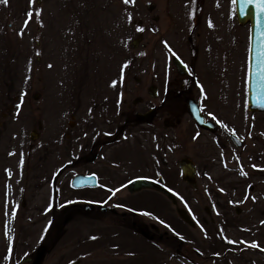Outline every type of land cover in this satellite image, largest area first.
I'll return each mask as SVG.
<instances>
[{"label": "rangeland", "instance_id": "obj_1", "mask_svg": "<svg viewBox=\"0 0 264 264\" xmlns=\"http://www.w3.org/2000/svg\"><path fill=\"white\" fill-rule=\"evenodd\" d=\"M197 8L216 18L227 14L228 20L226 40L215 35L220 38L211 44L208 60L198 63L201 80L194 86L244 145L234 146L227 136L216 141L180 113L170 118L180 124L166 139V158H148V150L159 155L160 141L135 135L132 147L149 149L143 152L147 158H132L134 173L121 175L107 160L101 167L84 163L92 155L84 154L83 140H106L114 121V128L122 126L123 114L114 119L115 111L103 109L116 106V92L124 91L131 101L164 74L171 84L182 83L184 76L170 59L175 51L147 47L165 32L162 27L180 35L178 47L192 77L200 52L195 63L186 43V18ZM155 17L161 18L155 22ZM174 17L184 18L176 28L169 22ZM135 40H140L137 49ZM249 49L250 24L238 23L232 0L0 3V264L35 258L41 247L46 254L40 264H264V113L248 110ZM175 140L178 148L172 152ZM185 159L196 165L194 185L183 179ZM159 164L164 171L155 170ZM100 168L105 179H118L111 187L140 175L159 180L158 172L163 184L179 189L181 201L171 206L151 192L130 196L124 187L117 197L71 188L72 177ZM107 196L109 208L117 202L132 208L116 215L82 208L98 203L84 198ZM177 208H185L196 226L180 219Z\"/></svg>", "mask_w": 264, "mask_h": 264}, {"label": "flooded vegetation", "instance_id": "obj_2", "mask_svg": "<svg viewBox=\"0 0 264 264\" xmlns=\"http://www.w3.org/2000/svg\"><path fill=\"white\" fill-rule=\"evenodd\" d=\"M200 6V5H199ZM161 17H155L153 20L155 22H158ZM217 19V21H216ZM184 18L180 17H174L169 22H172V26L175 27L178 23L183 21ZM226 20H228V15L220 16L217 15V18L213 15H205L204 12L199 11L198 8L192 13L189 12V16L186 18L187 23V45L190 50L189 57L193 59V61L196 63L198 60V53L200 52L199 60L196 63L195 67H191L192 77H189L190 69H189V61L185 59L183 56V50L178 47L181 38L180 35L177 33L176 29H173L172 27L165 26L162 27L165 32L160 33L159 36V30L155 31L158 34L157 38L155 40H148L147 47L150 49L156 48L160 49L163 47L164 49L167 47L173 49L175 51V54L170 57V59L173 62L174 67L176 68L177 72L184 76L182 83H173L169 76L166 74L159 76L157 78H152L149 85L146 86L145 90L142 92L141 95H138L131 101L125 100L124 98V91H118V95L115 97V105L113 106L109 104V107L103 108L105 112H108L109 114L112 113V111H115L116 115L114 116V119H118L117 116L122 115V126L118 130L116 124L118 125L117 121H114L113 125L109 127L108 134L105 135V139L103 141L97 142V140H92V143L90 140H83V145H85L84 148V154L88 152V154L92 155V158H89L84 163H88L90 165L96 164V166L102 165L103 160H107L110 165H112V169L118 171L122 174L129 175L130 173H134L135 171L130 166L132 162V158H166L164 151L166 139H171V132L170 130H174L177 126H179L180 121L176 120L175 122L172 121L170 118L171 116L180 115L183 113H186L189 117L191 122L199 128L200 131H208L213 136H216V141L221 140V138L227 136V138L231 141V143L236 147H242L244 145V141L242 140L240 134L233 129L226 130L225 126H229L227 123H225V120H227L224 117H217V115L212 111V107H210L209 104H207L208 96L204 97L200 95V90L196 88L195 83L197 80L200 79V71H198V63L204 62L208 60L209 53H210V46L212 43H214V40L217 41L220 37L216 38V34H221L222 40L225 39L226 35ZM238 21V18H237ZM211 23V27L209 24ZM239 23V21H238ZM240 24V23H239ZM241 25V24H240ZM171 30H174L176 32L172 33ZM201 31V32H199ZM164 35V36H162ZM205 37L206 40H205ZM228 38V37H227ZM200 44V45H199ZM226 44V43H225ZM197 45L199 46L197 48ZM199 51V52H198ZM167 52V50H166ZM160 58L157 60L158 62L161 61ZM181 61L185 68H181L184 74H181L180 70L176 66L175 61ZM186 79V80H185ZM198 80V81H199ZM138 84L142 83L141 80L136 81ZM175 85V88H173ZM196 90L197 93L195 92ZM119 98L121 99L119 101ZM190 102L194 103L200 114L204 117V120L209 125H206L205 127L199 125L195 119L192 116L191 113V107ZM121 106H120V105ZM105 106V105H104ZM103 106V107H104ZM120 106V107H119ZM124 107V108H123ZM123 111V112H122ZM253 113V112H251ZM118 114V115H117ZM117 117V118H116ZM107 124V123H106ZM105 124V125H106ZM229 131V132H228ZM203 132V131H202ZM35 133V132H34ZM38 136V134L36 133ZM151 136L155 139H158L160 141L159 144V155H150L148 151L149 147L145 149L143 145L140 146V148H143L144 150L139 149V147H132L133 141H135L134 136ZM37 139V138H36ZM34 139V140H36ZM176 139V138H175ZM178 140V139H176ZM175 142V149H172V152L178 148L177 144L178 141ZM136 141H138V138H136ZM140 142V141H139ZM142 144V142H140ZM139 146V145H138ZM167 146V145H166ZM137 148V149H135ZM148 150V151H147ZM148 156L143 154V152H146ZM112 152V153H111ZM108 153V155H107ZM100 165V167H101ZM150 165V164H145ZM195 165V164H194ZM121 167V169H119ZM196 167V165H195ZM161 168L160 164L157 168H155L156 171H159ZM63 171V170H61ZM155 171V172H156ZM164 171V170H163ZM182 172V169H181ZM159 176V180L153 179L149 176H135L132 178H129L128 180L124 181L123 183L119 185H114V187H111L110 184H116L118 182V179H116L115 175L114 177H110L109 180L105 179V175L103 174L102 169L96 171H85L80 172L70 180V186L74 190L78 191H92V190H101L104 194L110 195L112 193L115 197L119 194V192L122 191V188L124 187V191H127L130 196H134L137 194H143V193H153L160 197H163L166 201H169L171 206H174V203L168 199L164 194H161L155 190L151 189H145L141 190L136 193H132L129 190V185L134 182L135 180L139 179H149L157 182L161 186H163L167 191H169L175 198L176 203H179L181 201L180 193L178 188H172L167 187L165 184H163V178L161 175L156 172ZM125 175L123 177H125ZM80 176V187L74 188L73 187V181L76 177ZM196 176H197V168H196ZM122 177V178H123ZM83 182V185H82ZM252 190V188H250ZM114 201L117 202V198H112ZM83 200H91L92 202H98V203H83L82 208L88 211H102V212H111L112 214L116 215V210L122 209V208H132L125 204H121L119 202L115 203V207L109 208L104 204V201L109 200L108 196L101 200L97 201L96 199H88L84 198ZM80 207L79 205H77ZM135 212H147V213H153V211L149 210L148 208L138 209L136 211L135 208L132 209ZM176 210V208H175ZM237 213H239V210H236ZM260 216L264 217V210H261ZM181 219V218H180ZM141 235L148 239L149 241H153L154 237L149 236L147 233L144 232L143 229H140ZM230 250V249H229ZM228 251V250H227ZM217 254V253H213ZM32 264V263H29Z\"/></svg>", "mask_w": 264, "mask_h": 264}, {"label": "water", "instance_id": "obj_3", "mask_svg": "<svg viewBox=\"0 0 264 264\" xmlns=\"http://www.w3.org/2000/svg\"><path fill=\"white\" fill-rule=\"evenodd\" d=\"M236 6V13L238 21L241 25L250 24V51H249V87H248V109L250 112L253 113H264V84L260 83V81L253 75H250V65L252 66V70H255V66L257 63V57L258 54L261 51H264V36L261 35V33H264V22H261V24L257 25V19H256V9L253 5H244L243 0H237L235 3ZM245 7V11L242 14L240 9L241 7ZM140 40H135L132 42V48L137 49L139 46ZM176 66L180 70L181 74H184L183 68L184 65L181 61H175ZM182 68V69H181ZM191 107V113L195 121L205 127L206 125H209L205 122L204 117L200 114L197 106L192 102H190ZM37 135L36 133H32V140L36 139ZM183 179L194 185L196 180V167L195 165L185 159L182 160L180 163ZM80 176L76 177L73 181V187L79 188L80 183ZM83 185V182H82ZM143 189H151L155 190L161 194H164L168 199H170L174 205H177L176 200L174 196L167 191L163 186L158 184L157 182L149 179H139L135 180L129 185V190L132 193L139 192ZM177 212L180 216V218L189 226L195 227L194 221L191 220L189 214L187 211L183 208H177ZM46 254V248L41 247L36 253L35 258L27 257L20 261V264H40L42 258Z\"/></svg>", "mask_w": 264, "mask_h": 264}, {"label": "snow or ice", "instance_id": "obj_4", "mask_svg": "<svg viewBox=\"0 0 264 264\" xmlns=\"http://www.w3.org/2000/svg\"><path fill=\"white\" fill-rule=\"evenodd\" d=\"M31 2H34V0H31ZM131 0H124V3H129ZM233 4L237 2V0H232ZM0 3H7V0H0ZM244 5H253L256 9V19H257V25L259 26L261 22H264V0H243ZM241 13L243 14L245 11V7L242 6L240 9ZM35 15L38 17L40 15L39 12L35 13ZM27 16L29 19L32 18L33 13L28 12ZM26 26H27V21H26ZM211 27V23L209 24ZM140 31H143V29H139ZM262 36H264V33H261ZM123 67H127V65H124ZM250 75L255 76L260 83L264 84V51H261L258 54L257 57V63L255 66V70H252V66L250 65ZM121 79H123V69L121 72ZM115 81L113 82V86H115ZM21 100H23V97H21ZM12 215H15V212L12 213ZM253 247H256L255 244L252 245Z\"/></svg>", "mask_w": 264, "mask_h": 264}]
</instances>
